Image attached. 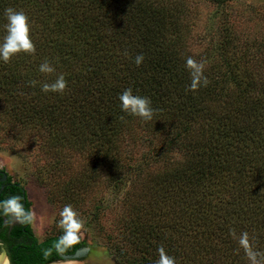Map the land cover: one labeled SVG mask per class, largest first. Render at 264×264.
<instances>
[{"label": "trees", "instance_id": "1", "mask_svg": "<svg viewBox=\"0 0 264 264\" xmlns=\"http://www.w3.org/2000/svg\"><path fill=\"white\" fill-rule=\"evenodd\" d=\"M117 1L0 0V43L5 9L13 7L28 15L36 47L0 59L2 134L28 140L43 157H64L55 163L62 180L54 191L64 205L85 209L88 227L103 207L83 208L88 189L107 179L115 203L107 207L106 246L116 264H155L160 246L177 264H249L229 230L247 231L264 251V41L251 32L240 39L242 31L227 24L225 0H217L221 38L198 53L183 37L182 0L173 9L159 0H121L130 8L114 9ZM139 54L145 59L137 66ZM188 56L207 60L209 83L195 92ZM45 59L55 73L39 71ZM61 73L63 94L41 91ZM127 88L151 99V120L122 111ZM65 149L82 162L68 163ZM4 231L12 264L60 258L55 249L42 255L60 237L39 242L30 226L23 236Z\"/></svg>", "mask_w": 264, "mask_h": 264}, {"label": "rangeland", "instance_id": "2", "mask_svg": "<svg viewBox=\"0 0 264 264\" xmlns=\"http://www.w3.org/2000/svg\"><path fill=\"white\" fill-rule=\"evenodd\" d=\"M150 1L157 3V0ZM159 2L161 4L164 2L168 8L173 9L177 1L159 0ZM222 5L227 8L228 26H237L239 31H242L240 39L247 37L248 32H251V37L257 39L256 41H264V0H225ZM112 7L114 9L130 8L121 0L113 3ZM180 7L184 10L183 18L189 28L187 31L184 30L183 37L194 52L198 53L214 40L219 41L221 37L217 29L219 31L221 27L223 9L217 8V0H182ZM2 133L3 131L0 130V170L6 171L14 182L24 188L28 199V209L36 214L34 222L31 223L34 236L39 242L51 236H62L63 230L58 227V222L59 214L65 205L57 195L60 192L54 189L57 182L62 180L61 165L55 163H60L64 157L61 159L59 155L43 157L28 140L20 142L9 134ZM138 149L139 147L135 146L136 152L139 151ZM62 153L68 163L73 160L75 162L83 160L73 149H65ZM108 184L106 179L104 186L97 188L93 184L90 185L83 208L92 213L99 202H102L103 207L98 212L97 222L89 227L84 224L78 233V237L89 246L95 243L97 252H91L90 256L83 261L68 262L59 258L51 264H116L113 254L106 246L108 232L111 230L107 215L108 208L115 203ZM73 208L83 221L89 218L85 209L82 211L76 206ZM113 231L115 233V229Z\"/></svg>", "mask_w": 264, "mask_h": 264}, {"label": "clouds", "instance_id": "3", "mask_svg": "<svg viewBox=\"0 0 264 264\" xmlns=\"http://www.w3.org/2000/svg\"><path fill=\"white\" fill-rule=\"evenodd\" d=\"M7 23L5 25L6 35L3 42L0 43V59L8 63L13 55L20 52L34 54L36 47L31 38V25L28 15L23 10H17L13 7L5 9ZM127 55V53H125ZM145 57L139 54L134 58V63L140 66ZM206 59L197 61L192 56L186 58L185 67L190 74L189 91H197L200 87H206L209 83L205 76ZM39 71L43 74L50 75L56 72L55 66L49 60L45 59L39 65ZM38 81H30V86L36 87ZM67 80L63 73L56 76L52 82H43L41 91L44 93L63 94L67 89ZM122 111L130 115L151 120L154 109L152 108L151 99L134 95L131 88L125 89L120 95ZM24 197L20 195H11L4 200H0V215L5 218V226L13 227L16 224L28 225L34 222L35 212L27 209L24 204ZM58 227L63 230V235L53 243L52 248L44 249L42 255L45 259L50 257L55 249L57 254H63L67 248L78 242V233L84 225L83 219L79 217L78 212L72 205L68 204L60 212ZM229 234L235 240L239 248L243 249L249 264H264V251H259L254 247L253 238L247 231L237 233L236 230L230 229ZM159 259L155 264H177L176 258L167 254L165 248H158Z\"/></svg>", "mask_w": 264, "mask_h": 264}, {"label": "flooded vegetation", "instance_id": "4", "mask_svg": "<svg viewBox=\"0 0 264 264\" xmlns=\"http://www.w3.org/2000/svg\"><path fill=\"white\" fill-rule=\"evenodd\" d=\"M21 185H19L18 183L14 182L10 176L7 174L6 171H2L0 170V200H4L6 199L8 196L11 195H18V192H22L21 191ZM20 196L24 197V204L25 207L28 209L29 207L27 206L28 203V199H27V194L26 192L23 194L21 193ZM28 226H30L31 228V224L28 225H21V224H16L13 227H6L5 226V218L0 215V264H7L6 259L8 260L9 264H12V260L10 257V253H9V249H8V241L6 239L3 238V232H5V228H6V236H10V234L12 233L13 230L16 229H20L21 231V235H27V228ZM6 258V259H5Z\"/></svg>", "mask_w": 264, "mask_h": 264}, {"label": "water", "instance_id": "5", "mask_svg": "<svg viewBox=\"0 0 264 264\" xmlns=\"http://www.w3.org/2000/svg\"><path fill=\"white\" fill-rule=\"evenodd\" d=\"M86 242L81 245L79 249H77L73 254L66 255V254H60L59 257L62 260L68 261V262H76V261H83L88 257L90 254L89 252H94L97 248L96 244L94 243L91 247H89L88 250H82L84 246H86ZM6 259V258H5ZM7 264H9L8 260L6 259Z\"/></svg>", "mask_w": 264, "mask_h": 264}, {"label": "bare ground", "instance_id": "6", "mask_svg": "<svg viewBox=\"0 0 264 264\" xmlns=\"http://www.w3.org/2000/svg\"><path fill=\"white\" fill-rule=\"evenodd\" d=\"M86 244H87V245L84 246L83 249H82L83 251H84V250H88L89 247H91V246H89V244H88L87 242H86ZM95 252H97V248L95 249ZM89 253L91 254V252H89ZM90 254L88 255V257L90 256ZM84 260H85V259H84ZM0 262H1V261H0Z\"/></svg>", "mask_w": 264, "mask_h": 264}]
</instances>
